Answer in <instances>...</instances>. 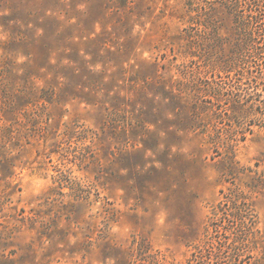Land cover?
Masks as SVG:
<instances>
[{"label":"rangeland","instance_id":"rangeland-1","mask_svg":"<svg viewBox=\"0 0 264 264\" xmlns=\"http://www.w3.org/2000/svg\"><path fill=\"white\" fill-rule=\"evenodd\" d=\"M62 1L60 20L95 29L69 41L77 62L95 65L65 69L50 103L21 100L28 58L0 25V127L12 131L0 134L11 149L0 167L3 264H264V44L260 60L241 66L257 78L236 76L222 0L203 11L186 0L125 10ZM18 2L0 0V16L9 3L37 11ZM261 9L254 30L264 28ZM232 190L254 222L228 217Z\"/></svg>","mask_w":264,"mask_h":264},{"label":"trees","instance_id":"trees-1","mask_svg":"<svg viewBox=\"0 0 264 264\" xmlns=\"http://www.w3.org/2000/svg\"><path fill=\"white\" fill-rule=\"evenodd\" d=\"M26 0H19L18 3H22ZM37 0L38 8H36L35 3L32 2L33 7L37 11L32 9H25L21 6H15V8L10 6V3L5 7L7 11H10L8 15L0 16V25L8 32L10 42L14 45H18L19 49H22V55L28 58V63L26 64V69L23 71L26 77L27 92L25 93L26 86L24 85L23 89L20 92V96L23 97L21 100H28L27 103L34 104L40 102V100H47L50 97L48 103L55 100L54 97H57L56 92L57 85H60V80L64 78V70L70 69L72 73L78 74L80 68L83 66H94L95 62L89 63L88 61L81 60L77 62V59H83L84 56H81V49L77 47H71L69 41L72 38L86 39L87 36H91L95 33V29L87 30L86 28H79L80 24L77 22L75 24L69 23L70 18L67 16L66 20H60L55 9L63 7L65 9L66 4L62 0ZM73 1V0H72ZM135 0H108V3L112 4V8L116 10H125L128 7V4L133 3ZM188 5H192L197 1L200 10L203 11L205 5H209V2L206 0H186ZM49 3H52L51 5ZM201 3L205 5L202 6ZM222 7L223 11H226V17H231L234 34L237 36L233 41V46L235 47V53L231 61L226 64L232 69L235 68L236 76H247L251 78H257V75H253L249 70L244 71V68L241 69L242 65L248 63L249 58L253 57L254 59H261L262 45L264 44V28L253 29L251 28L252 24L255 22L259 24L261 22L260 12L261 7L264 8V0H222L218 2ZM251 4V8L248 9L247 5ZM87 5L90 8V5L87 2ZM254 5V8L252 6ZM256 7V8H255ZM58 10V9H57ZM50 14H47L49 13ZM52 12V13H51ZM87 17V22L85 26L91 27V24H96L97 20L92 19V16ZM66 22V24H64ZM251 24V25H250ZM90 25V26H89ZM202 25V24H201ZM83 26V27H85ZM70 28H73L71 31H74L76 28V35L71 36ZM79 28V29H78ZM81 29V30H80ZM85 31V33H84ZM90 31L88 34L87 32ZM52 36H57V43L61 44L62 47L59 48L55 42H48L50 46H47L43 43L47 38ZM259 40H262L259 42ZM84 41V40H83ZM42 45V47H40ZM69 48L73 54H67L65 58H59L60 51L63 49ZM56 60V63L53 62ZM67 61L68 64L62 65L61 61ZM237 68V70H236ZM97 76L94 73H88L87 82L89 85L92 83ZM42 79L46 84L44 87H39L33 80ZM238 80V78H235ZM87 88L90 93L95 92L97 88L91 86H83ZM97 92V91H96ZM56 95V96H55ZM77 96H72V99H77ZM84 100V99H83ZM86 101V100H84ZM16 110V102L11 103L9 106L10 113H14ZM4 127V126H2ZM0 127V134L5 135L8 131V139L11 137V126L4 128ZM0 135V136H1ZM4 137L0 138V167L9 164L10 158L7 157V153L10 152V148L6 145V142H3ZM10 141V140H9ZM1 173V172H0ZM223 206L229 204L232 208V214H229L228 217H233L239 222L250 221L254 222L255 214L254 209L251 203L245 200L242 196V193L238 190H232L229 193L224 194ZM11 254V253H10ZM3 254H0V264H3L7 261Z\"/></svg>","mask_w":264,"mask_h":264}]
</instances>
